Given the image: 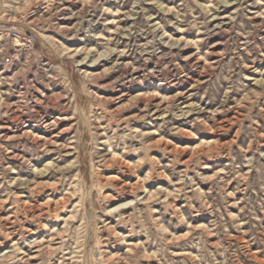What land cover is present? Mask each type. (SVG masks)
<instances>
[{
	"label": "rangeland",
	"instance_id": "obj_1",
	"mask_svg": "<svg viewBox=\"0 0 264 264\" xmlns=\"http://www.w3.org/2000/svg\"><path fill=\"white\" fill-rule=\"evenodd\" d=\"M5 27L36 47L0 37V264H264V0H0Z\"/></svg>",
	"mask_w": 264,
	"mask_h": 264
},
{
	"label": "bare ground",
	"instance_id": "obj_2",
	"mask_svg": "<svg viewBox=\"0 0 264 264\" xmlns=\"http://www.w3.org/2000/svg\"><path fill=\"white\" fill-rule=\"evenodd\" d=\"M223 18V19H222ZM219 17L218 16V18H213L212 19V22L213 23H215V27H216V29H221V28H224L225 27V25L227 24V23H225L227 20H228V18L227 17ZM132 19V18H131ZM153 20V19H152ZM213 30H214V28H213ZM215 33V32H214ZM209 54H212V56H215L213 53H209ZM213 59H215L214 57H213ZM121 61H123V60H121ZM125 61V60H124ZM123 65V64H122ZM117 67V66H116ZM121 67V66H120ZM118 68V67H117ZM119 69V68H118ZM116 92H118V96H116L114 99H116V100H119V101H121V100H123L124 98H126V96L128 95V90H127V88L125 87V84H120L119 85V87H118V89L116 90ZM162 108V106L160 105L159 107H158V109H161ZM183 109L185 110V109H189V106H184L183 107ZM60 118V117H59ZM59 119L58 118H55V117H51V118H48L45 122H44V128L45 127H50V126H55V125H57L58 124V121ZM228 121V120H227ZM230 123V122H229ZM220 130L222 129V127L224 128L225 127V125L222 123L221 125H220ZM228 129V128H227ZM222 130H225V129H222ZM219 131V130H218ZM217 132V131H216ZM220 132H222V131H220ZM219 134V133H218ZM217 136H219V135H217ZM223 137V136H222ZM218 138H220V137H218ZM227 142V141H226ZM225 142V143H226ZM172 149V148H171ZM174 150H175V148H174ZM180 150H178V152H179ZM184 152H185V150H184ZM186 152H187V150H186ZM184 154V153H183ZM191 155V154H190ZM189 158V157H188ZM187 160V159H186ZM128 166V165H127ZM126 167V166H125ZM126 170H127V168H126ZM125 170V171H126ZM128 170H129V168H128ZM125 179V178H124ZM115 180V179H114ZM120 180V179H119ZM118 184V186H120V188L126 193V194H129L130 193V191H131V187H130V185H128V183H126L124 180L123 181H121L120 180V182L118 181L117 182ZM134 185V184H133ZM136 185V184H135ZM134 185V186H135ZM118 190V189H117ZM120 190V189H119ZM125 194V195H126ZM131 194V193H130ZM112 196V195H111ZM116 197V196H115ZM130 197V196H129ZM111 198V197H110ZM31 209V208H30ZM34 210H35V213L38 215V216H45L46 214H48L49 213V210H48V208L47 207H44L43 205H41V204H38L37 206L35 205V208H34ZM33 213V212H32ZM36 216V215H35ZM45 240V239H44ZM44 240H41V241H39V242H37L36 243V245H34L33 246V249H36L35 251H34V254H32L31 255V257H29L27 260L28 261H33V260H36L43 252H45V251H49V250H53V249H55V248H57L60 244H61V241L63 240V237H62V234H60V233H57V234H55L53 237H51L50 238V240L49 241H44ZM59 241V242H58Z\"/></svg>",
	"mask_w": 264,
	"mask_h": 264
},
{
	"label": "built area",
	"instance_id": "obj_3",
	"mask_svg": "<svg viewBox=\"0 0 264 264\" xmlns=\"http://www.w3.org/2000/svg\"><path fill=\"white\" fill-rule=\"evenodd\" d=\"M0 37L11 38L15 41L22 42V46L26 49H33L36 47V39L33 35H22L17 29L12 27H5L0 30ZM9 60L7 59V62Z\"/></svg>",
	"mask_w": 264,
	"mask_h": 264
}]
</instances>
